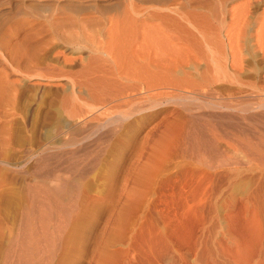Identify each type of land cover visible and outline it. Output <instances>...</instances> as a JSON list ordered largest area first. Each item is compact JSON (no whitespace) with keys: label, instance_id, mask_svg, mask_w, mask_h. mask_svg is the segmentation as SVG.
Here are the masks:
<instances>
[{"label":"bare ground","instance_id":"1","mask_svg":"<svg viewBox=\"0 0 264 264\" xmlns=\"http://www.w3.org/2000/svg\"><path fill=\"white\" fill-rule=\"evenodd\" d=\"M171 1L0 0V51L9 63L0 64V264L134 263L143 232L140 233L141 214L145 209L148 213L147 229L153 227V196L156 194L154 185L159 173L158 165L160 161L167 164L169 148L173 146L171 141L177 135L174 134V138L169 135L170 127L187 132L188 129L194 130L197 125L194 124L198 122H193L198 115H193V112L189 115L190 124L183 115V120L178 121L180 116H176L175 121V116L169 115L171 110H175L166 106L168 102L179 101L181 109L188 113L196 104L190 99L189 102L194 104H188L185 94L168 96V90H180L184 86L207 87L217 81L242 85L244 81L240 76L248 70L244 65V44L250 36L255 39L264 64V8L256 13L260 8L258 3L252 0H179L172 5ZM5 5H10L7 11L3 8ZM22 6L25 8L19 10L20 19L15 18L18 20L14 23L9 21L12 23L9 29L1 31L9 12ZM73 13L81 14V20L86 24L103 26L98 36L90 38L84 32L77 39L76 44L80 45L75 47L79 51H88V63L79 64L77 68L73 62L77 61L75 56L80 55H68L62 51L64 49L52 46L51 41L52 36H59L68 46L75 42L68 38L69 35L64 37L61 34L63 28L75 23ZM50 46L54 49L56 60L39 63L33 53ZM204 55L209 60L207 64L213 65L215 75H210L207 69L197 73V77H190L185 71L188 69L187 62L182 58L197 61ZM22 84L32 86L36 96L40 95L43 86L56 87L58 92L52 93L58 97L51 106L52 111L33 113V105L25 111L22 107V111ZM39 99L35 97L36 101ZM192 100H197V97ZM210 105L226 110L233 108L222 101H214ZM257 107L264 109V102L258 103ZM157 108H163V118L160 116L165 128L162 139L153 138L151 131L157 124L154 121L155 124L145 131L133 152L130 148V153L120 152L121 160L116 164L115 158L122 150L119 145L121 142L123 145V136L129 126L135 122V127L136 122L151 117ZM251 108V104L245 102L239 111L244 113ZM201 115L203 117L204 114ZM40 117L47 123L41 124L43 132L36 136L37 126L31 127L30 121ZM222 117L242 122V117ZM205 124L203 128L207 126ZM201 126L195 131H199ZM258 126L264 128V125ZM191 132L189 138L191 134L195 135ZM181 133H178L179 136ZM206 141L209 142L208 138ZM255 142L259 143V140ZM215 145L208 143L207 149H216ZM72 146L76 148L57 151ZM246 146L244 149H247ZM251 146H254L253 143ZM205 147L202 142L196 141L199 154ZM253 148H248L255 161L252 165L264 170L263 156L259 154L261 157H258ZM241 161L225 159L219 167L239 165ZM162 176L165 179L167 175ZM168 180L170 178L167 183ZM250 191L239 192L243 194V205L246 207L242 206L243 210L239 209L240 206L234 212L230 205L238 193L236 189L221 190L220 197L217 195L220 208L218 205L212 207L215 209V225L207 224L203 228L204 254L199 264H264V204L259 203L258 187ZM208 201H211L210 198ZM225 202L229 203V207H225ZM208 204L212 205V202ZM144 221L145 218L142 221L145 224ZM213 233L216 235L214 238ZM150 235L153 236L152 233Z\"/></svg>","mask_w":264,"mask_h":264},{"label":"rangeland","instance_id":"2","mask_svg":"<svg viewBox=\"0 0 264 264\" xmlns=\"http://www.w3.org/2000/svg\"><path fill=\"white\" fill-rule=\"evenodd\" d=\"M178 1L179 0H172L171 4L173 5L175 2H178ZM252 1L255 3H258V6H260L261 9L259 8L256 11V13H260L261 10L264 8V0H260V1L252 0ZM261 4H263V5H261ZM8 6H10V5L3 6V8H5V11H7L10 8ZM24 8H25V6H22V8H18V10L14 9V10L10 11L8 17L6 18L7 20L5 19V21H3V23H2V25H4V26L6 25V26L4 27L1 25V31H3V30L5 31L6 29L8 30L12 23H14L16 20L20 19V16H21L20 12ZM19 10H21V11H19ZM252 10H254V9H252ZM72 15L76 20L75 23L66 26V28H63L61 30V34H63L64 37L65 36L68 37V35H69L68 38H72V40L74 39L75 42L71 43L73 46L71 44L68 46L61 39H59V36H56V37L52 36L53 39L51 41H52V46L57 47V49H59V50L64 49L62 51H65L66 54H68V55L73 54L72 56H75V55L81 56V57L79 56L80 58L75 56L77 58V61H74L73 64H75L74 66H75V68H77V66L79 64H83V63L87 64L88 63V58L86 57V54H88V51L86 49H80L81 51H79L76 48V47H78V45H80L79 43H78V45L76 44V42L78 41L77 39H79L81 33L83 34L84 32L87 33L90 38L96 37L101 32L103 26H98L97 23H88V24L84 23L81 20L82 19L81 14H74L73 13ZM94 16H97V14L94 13ZM15 18H18V19H15ZM9 21L12 23L10 24ZM5 23H7V24H5ZM76 37H78V38H76ZM247 37H249V35H247ZM251 37L252 36H250V39H247L248 42H246L244 44V51H245V53H244V65L245 64L248 65V66L245 65V67H247L246 70L248 69L249 71L247 70V72H245V70H244L242 72L243 77H242V75L240 76L241 78H243V79H241V78L240 79L244 81V82L242 81L243 82L242 85H240V84L236 85V84L228 83L227 81H223V83L221 81H217V82L213 83V85L211 84L210 86H207V87L205 85H203L202 87L199 86L198 88L196 86H194V87L191 86L190 88H193V89H190L189 86H186V87L184 86V87L180 88V90H176V89H173V90L170 89L171 91L168 90L169 91V95L167 92L168 96H170V95L174 96L177 94L178 95L182 94L183 96L187 95V96H185V97H188L186 102L188 104H191V103L194 104V102H195V104H196L195 105L196 107H194L188 113V112H185V110L184 111L182 110L183 107L179 101H175L176 103L174 101L168 102L169 104L167 103L166 106L170 110L171 109L175 110V111L171 110L169 112L170 116H172V117L175 116V118H173L175 121H176V116L177 117L180 116L181 118L178 117L177 121L181 120V119L183 120V118L185 117V119L187 118V120H185V121H187L189 123L190 122V116L189 115L191 114V112H193V115L198 114L199 116L202 113L205 115V116L203 115V117H205V118H203L202 115H201L202 118L199 117L198 115H196L199 118L196 117V119H193V122L195 123V120H196V122L198 121L199 123L198 122L195 124L193 123L194 125L197 124L196 125L197 127L194 126V128H193L194 130H191V129L186 130L188 133L185 132V130L182 131L181 128L178 130L177 129L178 127L175 128V126H173V128H175V130H176L175 131L173 128L170 127V134L169 135L172 136V138H174V136H175V138L171 141L173 146L170 145L171 146L170 148L173 151L170 150V148H169L170 152L168 154V157L170 159L167 158L168 162L166 161V163L172 167L170 169L167 164L164 165L163 162H161V161L159 162L158 170H157V172L159 171V173L157 174L158 176L155 177L156 183L154 185V193H156V194H154V196H153L154 197V208H155L153 210V216H155L153 221L155 224L153 223V227L151 230L147 229V228H149L148 227L149 226L148 215H147L148 213H147L145 207L142 206V208H143L142 210H144V209L145 210L142 211L143 213L141 214V217L143 218V220L145 218V221H144L145 224L142 222L143 220L141 218L142 230L140 229V233L142 231L143 232L141 233L142 238H140V241H138V244H137V246H138V249L136 250L137 257H136L134 263L137 262L136 264H199L200 259L204 254L203 253V250H204V247H203V239H204L203 228L205 226H207V224L208 225L210 224L213 226L215 225V222H216V219H215L216 216L214 214L215 209H213L212 207H214V205H218L220 208V202H218L219 201L218 199L220 197L219 194L222 193L221 190L225 191V190H229V189H233V190L236 189V191L238 193L242 192V191H244L245 193H250V192H252L250 190L255 191V189L258 187L257 192L259 193V197H260L258 199L259 203L263 202L261 204H264V200H263V196H262V195H264V184L262 182V181H264V170H261L259 167L257 168V167H254L252 165V163H255V161H254V159H252V157L250 156V152H249L250 151L249 149L251 147H255V148H253V150L257 152V155L260 154L263 156V157H261L259 155L258 157H261L262 159H264V152H263L264 151V149H263L264 148V146H263L264 145V143H263L264 142V139H263L264 138V136H263L264 135V128L262 126H258V125H264V116H263L264 115V113H263L264 109H259L257 107L258 103L264 102V64L262 63V60L260 59L259 52H258L259 49H258V46L255 42V39L253 40V39H251ZM56 42L58 43L57 45H56ZM53 43H55V44H53ZM60 44H62V45H60ZM52 46H50V48L48 47L47 49L37 50L33 53V54H35L34 55L35 57L40 58V59L37 58L39 63H44L46 61L49 62V61L56 60V59H54L55 57H53L55 53L53 52L54 49ZM66 46H68V48ZM67 49H69V50H67ZM0 53H1L0 56H2L4 59V60L1 59L0 64H9V63H7L8 60L6 58H4V56L2 55V51H0ZM36 54H37V56H36ZM50 55H52L53 60L51 59L52 57ZM2 57H0V58H2ZM182 61L187 62L186 67H188V69H186L185 71L187 74H190V77H197L196 76L197 73L203 72L204 70H207V69H208V72L210 73V75H212L214 73V71H212L213 65L207 64V63H209V60H207V56H205V55H204V58L201 60L189 61L186 58H182ZM248 67H250V68H248ZM244 73H245V75H244ZM214 75H215V73H214ZM247 78H249L250 80L248 79V81H247ZM220 82H221V84H219ZM245 83L247 86L245 85ZM229 84H231V85H229ZM22 86H23V84H22ZM24 86H25V84H24ZM24 86L22 89V92L24 94V98L22 99L20 109L23 107L22 109L25 111V110L30 109L31 106L33 105L35 107H33V106L32 107L36 109L35 110L32 108L33 110H35V111L32 110L33 113L37 112V113L43 114L44 112L45 113L48 112V110H49V112L52 111L51 106L54 104V102H56L55 98L57 99V97H58L56 94L52 93V92H55V93L58 92V89L56 87H52V86L49 87V85H48V87L43 86L40 90L41 91L40 95L36 96L35 92H34V88L32 86H30V87H28V86L24 87ZM233 86H235V87H233ZM195 87L198 90H196ZM208 87H210V88H208ZM31 88L33 89V91ZM227 88H230V89H227ZM233 88H234V90H233ZM43 89L44 90L46 89V91H44ZM24 90H26V91H24ZM31 92L34 94V96H33V94H31ZM43 92H45L44 96L45 97L47 96L46 98L43 96V94H44ZM46 93H47V95H46ZM193 96L195 98L197 97V100H192V98H194ZM35 97L36 98L39 97L40 99L36 101ZM52 97L54 99H52ZM163 97H165V95H163ZM31 98H32V101H31ZM50 98L53 101H51ZM189 99L191 101H194V102H189L190 101ZM201 99H203V100H201ZM34 101H36V102H34ZM48 101H50V103H52V104H50ZM214 101L215 102L216 101H219V102L222 101L223 103L228 104V105L232 106L233 108L226 110L223 108L219 109V108L211 107V105H210V107H211L210 108L209 103H212V102L214 103ZM177 102H179V103H177ZM245 102L246 103L249 102L251 104V107H252L251 109H253V108L254 109L253 110L250 109V110H248V112H244V113L240 112L239 108H240V106L243 107ZM37 103L39 104L38 106H36ZM174 103H175V105H174ZM200 103H201V105H200ZM204 103H205V105L207 103V107H205ZM37 107H38V109H37ZM255 107H257L260 111ZM234 108H236V109H234ZM46 109H47V111H44ZM162 109L163 108H157L156 110H154L155 112L154 111L152 112L151 117L149 116V117L145 118L143 120L144 122L143 121H139L140 123L136 122V125L138 127L136 125L134 127L135 122L132 123L131 126H129V129H127V131H126V135L123 136V139L125 138L124 139L125 142L123 141V145H122V142L119 145V147L122 150H119L120 148L118 149L119 155H118V157H116L117 161L115 158L116 164L121 160V158H119L120 152H123V151L127 152V151H129L128 150L129 148H130V151L133 152V149H135V147L138 145V141L144 136V134L148 130H150L151 125L153 126L155 124V122H157L156 127H155L156 131L154 129L151 131L153 138L156 139L155 136H157L158 141L162 139L161 136H163L164 130H165L164 125H163L164 123L163 124L161 123V122H163V121H161L163 118L162 117L163 114L161 112ZM176 110H178V111H176ZM225 110H226V112H225ZM212 112H213V116L211 115ZM177 113H178V115H177ZM232 113L235 115L230 116ZM250 113H253V114H251V116H249ZM206 114L207 115L209 114L210 117L207 116ZM236 114H238V115H236ZM227 115L230 118L238 116V118L242 117L245 120H243L241 118V121L243 123L242 122L240 123L239 122L240 119H235V118L232 119V120H238V122L237 121L232 122V120H229V119H225V120L221 119V118H223L222 116H227ZM247 115L249 117H247ZM211 116L214 117L215 120H213L211 118ZM158 117H160L161 119L159 118V120H158ZM40 118L41 119H39V120L30 121L31 122L30 126L31 125L37 126V130L35 132L36 136H38L39 134H41L43 132L40 130V127L47 123V121L45 122L44 120H42L43 119L42 117H40ZM98 118L102 119L103 116H100V117L98 116ZM208 118H211L212 120H209ZM218 118H220L221 121ZM252 118H257V119H252ZM170 119H171V117H170ZM216 119H218L220 122L216 121ZM246 119H248V120H246ZM96 120L92 121V123L95 122ZM222 120H224V121H222ZM226 120H228V121H226ZM205 122H206L205 125H207V126H205V128H203L204 127L203 123H205ZM224 122H225V124L227 122H229V123H227L228 125L227 124L225 125ZM236 122H237V125H236ZM231 123H232V125H230ZM160 124L162 126H160ZM200 124H202V126ZM253 124H254V126H253ZM239 125H241V126H239ZM199 126H201L200 127L201 129L199 128L200 130L196 132L195 130H198ZM77 128H78V126H77ZM159 129H161V130H159ZM204 129H205V131H204ZM191 131H195V132H191ZM245 131H247V132H245ZM257 131L259 133H257ZM156 132H158V133H156ZM176 132H178L179 134L181 132L182 133L179 136V134ZM189 132L195 133V135L191 134V138H189L190 137ZM199 132H201V133L199 134ZM186 133L189 134V136ZM174 134H177V135H174ZM201 134H202V136L203 135L204 136L202 137ZM253 134H255V135H253ZM197 135L200 137H198ZM259 137H260V139H259ZM181 138L182 139L184 138V140H182ZM185 138L187 141L185 140ZM207 138H208L209 142L206 141ZM191 139H193V140H191ZM213 140H215V142ZM258 140H259V143L257 142L258 143L257 144L255 141H258ZM183 141H184V143H183ZM196 141H200V142H202V144H204L206 146L204 151H200L201 154H199V152L196 151L197 150L196 149ZM205 141L207 142V145H208V143L209 144H211V143L216 144L215 145L216 149L213 147L212 148L208 147L209 149H207V145H206ZM251 142L253 143L254 146H251L252 145ZM191 143H193V144H191ZM242 143L243 144L247 143L246 145H248V147L246 145H243ZM249 144H250V146H249ZM123 146H125V147H123ZM245 146L247 149H244ZM256 147H258V148H256ZM74 148H76V146H72V147H68V148L62 147V148H59V150H57V151H60V150L61 151L66 150L67 151V150H71ZM190 149H191V151H190ZM256 149H258V150H256ZM130 151H129V153H130ZM191 152H193V153H191ZM260 152H262V153H260ZM211 155H213V156H211ZM261 158H260V160H262ZM161 159H162V157H161ZM213 159H215V160H213ZM225 159L236 160L238 162L240 160H242V161L245 160L243 162L241 161L243 164L244 163L245 164L243 166V164L240 162L239 165L233 164V165H229V166L219 167L220 166L219 164L224 162ZM246 162H248V165ZM241 164H242V166H241ZM166 165L168 166L167 168H166ZM251 165L254 167L253 170H252L253 167ZM249 166L251 168H249ZM162 167L164 169L166 168L167 172L168 171H170V172L167 173L166 169L164 172ZM227 167L228 168L230 167V169H227ZM221 170H223L225 172H223ZM261 173H263V174L261 175ZM164 174H165V176L166 175L168 176V177L166 176L165 179H164V176H162ZM172 174H174V175H172ZM225 176H227V177L225 178ZM159 178L162 180V183H161V180H159ZM169 178H170V180H168L169 183H167V179H169ZM223 178H225V179H223ZM163 181H164V183H163ZM225 181L228 183H226ZM237 181H238V184H240V185H238L236 183ZM222 182L224 183V185ZM230 182H232V183H230ZM234 182H235V184H233ZM166 183H167V185H166ZM260 183H262V184H260ZM161 184L163 185V187ZM220 184H222V185H220ZM225 184H227L228 186ZM225 186H227V187H225ZM246 188H247V190H246ZM248 189H250V190H248ZM155 190H156V192H155ZM261 190H263V191H261ZM216 191H218V194ZM260 191L262 193H260ZM215 193H216V195H215ZM238 193L234 199L235 202L233 200L232 201L233 204L231 203V205H230V208L233 209V212L238 211L239 209L243 208L242 206L245 205V201L242 199L243 194H241V193L238 194ZM205 195L207 198L205 197ZM238 195H239V197H238ZM209 198H210V200H211L210 202H212L213 206L211 204H208V203H210L209 201L206 202ZM239 198H240V200H239ZM202 199H204L203 202L201 201ZM228 199H230V198H228ZM241 199L243 200V202ZM228 201H230V200H228ZM225 203H226L225 207H229L228 206L229 203L228 202H225ZM239 203H241L242 205H240ZM243 203H244V205H243ZM190 205L192 207H190ZM238 207H240V208L238 209ZM245 207L246 206H244V208ZM244 208H243V210H244ZM239 219L240 218L238 217L237 220L239 221ZM238 221L236 222L237 224H239ZM145 227H146V230H145ZM143 233H144V235H143ZM148 233H149V236H147ZM151 233L153 236L150 235ZM213 235H212V238L216 237L215 233H213ZM134 263H132V264H134ZM128 264H130V263H128Z\"/></svg>","mask_w":264,"mask_h":264}]
</instances>
